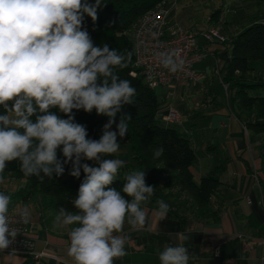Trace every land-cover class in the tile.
<instances>
[{"label": "clouds", "instance_id": "obj_1", "mask_svg": "<svg viewBox=\"0 0 264 264\" xmlns=\"http://www.w3.org/2000/svg\"><path fill=\"white\" fill-rule=\"evenodd\" d=\"M103 6L102 0H0V183L7 162L14 160H19L24 175L40 179L61 176L68 163L73 177L79 178L83 170L72 202L75 210L60 207L53 221L54 228L67 230V255L73 264H114L127 255L125 221L143 227V205L156 190L146 185L145 171L140 170L125 174L121 190L111 187L125 161L102 159L120 150L117 137L129 131L131 116L121 115L118 123L115 118L136 95L131 82L115 72L128 66L132 53H119L107 44L94 46L83 28L85 16L95 22ZM160 63L172 73L184 67L177 51L162 53ZM81 109H95L108 118L99 140L87 138L86 127L74 122L73 110ZM58 149L63 160L58 159ZM163 152L160 147L153 155ZM10 202L11 196L0 192V250L18 234L9 226ZM156 205L155 215L167 218L170 206L162 199ZM19 215L29 223L31 208L20 209ZM191 259L182 245L158 252L159 264H189Z\"/></svg>", "mask_w": 264, "mask_h": 264}, {"label": "crops", "instance_id": "obj_2", "mask_svg": "<svg viewBox=\"0 0 264 264\" xmlns=\"http://www.w3.org/2000/svg\"><path fill=\"white\" fill-rule=\"evenodd\" d=\"M169 7V24L196 34L199 50L206 52V57L193 67L198 76L194 83L156 88L162 91L160 97L156 96L157 118L161 124L173 126L188 137L195 155L189 171L196 184L216 169L219 188L212 204L214 209L219 208L218 219L181 221L169 211L167 218L161 220L155 215L157 199L150 200L143 205L147 213L143 227L133 228L125 221L124 233L129 237L125 245L127 255L115 259L114 264H159L158 252L169 245L185 246L194 257L189 264H264V212L253 177L254 172L262 176L260 139L244 133L243 122L233 106V94L222 85L230 60V42L245 27H234L221 9L214 10V16L211 14L200 23L189 2L180 6L171 2ZM207 29L216 30L224 42L206 44L201 35ZM170 111L179 114L178 124L164 122ZM115 119L118 123L119 115ZM102 120L104 125L108 118L103 116L101 123ZM112 130H116L115 123ZM100 131L103 134V128ZM117 142L120 150L114 157H107L130 165L129 146L119 136ZM134 170L137 169L130 168ZM18 207L9 208V212L18 213ZM31 211L34 252H48L57 260L34 261L4 254L0 255V264H73L67 255V230L53 227L52 214L46 221H40Z\"/></svg>", "mask_w": 264, "mask_h": 264}, {"label": "trees", "instance_id": "obj_3", "mask_svg": "<svg viewBox=\"0 0 264 264\" xmlns=\"http://www.w3.org/2000/svg\"><path fill=\"white\" fill-rule=\"evenodd\" d=\"M163 0H102L104 6L97 9V20L85 16V28L94 46L107 44L119 53L131 52V62L126 68L115 69L121 79H127L136 89L134 103L122 106L121 115H130L129 131L123 137L130 148V165L118 170L117 180L111 187L121 190L124 176L130 168L145 171L146 185L155 186L150 200L162 199L170 211L181 221L192 218L200 221L217 220L219 208L214 209L212 200L216 197L219 180L216 169L201 178L196 184L189 168L195 161L194 151L188 137L173 126L163 125L157 118L159 102L154 90L149 89L139 75L133 76L134 48L129 37L132 24ZM216 14V13H215ZM215 14H212L214 16ZM211 16V17H212ZM230 60L222 83L233 94V106L237 117L243 122L250 137L260 139L262 176L256 172L259 183L264 184V72L255 69L257 63H264V23L254 21L243 28L230 42ZM11 103V102H9ZM53 111H56L53 109ZM74 122L84 125L89 139L99 140L101 119L95 109L91 113L73 110ZM0 114H4L0 107ZM61 118L67 116L60 113ZM164 149L160 157H154L157 148ZM58 159L63 160L57 150ZM93 161L82 160L90 166ZM64 173L52 179L26 176L20 170L19 160L7 162L4 177L22 182L21 199H40L46 203L55 218L57 210L64 207L74 211L73 200L78 194L85 174L81 169L79 178L69 174L71 163L64 165ZM123 195V193H122ZM130 199V198H129Z\"/></svg>", "mask_w": 264, "mask_h": 264}, {"label": "built area", "instance_id": "obj_4", "mask_svg": "<svg viewBox=\"0 0 264 264\" xmlns=\"http://www.w3.org/2000/svg\"><path fill=\"white\" fill-rule=\"evenodd\" d=\"M170 0L157 3L147 13L139 17L131 26L130 39L133 44L136 71L133 76L139 75L149 89L178 85L186 87L194 83L198 76L193 67L200 63L206 52L200 51L197 45L196 34L180 26L169 24ZM175 2V1H174ZM173 2V3H174ZM206 44L214 42L223 43V37L214 29H207L201 35ZM177 51L179 58L184 61V67L175 73L170 72L160 63L161 54ZM218 71V64L216 63ZM224 89L227 87L222 83ZM165 123L178 124L180 116L177 112L170 111L164 118ZM246 134L247 130L243 126ZM258 187V196L261 208L264 212V184H260L256 172L253 174ZM10 228L18 234L8 248L0 250V255H15L27 260L38 261L42 258L56 259L48 252H34V240L30 233V222L23 223L18 213H8Z\"/></svg>", "mask_w": 264, "mask_h": 264}, {"label": "rangeland", "instance_id": "obj_5", "mask_svg": "<svg viewBox=\"0 0 264 264\" xmlns=\"http://www.w3.org/2000/svg\"><path fill=\"white\" fill-rule=\"evenodd\" d=\"M176 2L179 6L183 3L189 2L191 8L194 10L196 21L202 23L203 20L207 19L216 9H221L223 13H226L229 22L233 26L246 27L254 21H260L264 23V0H170L168 3ZM130 37V30H129ZM255 69L261 71L264 70V63H257ZM143 81L142 77L140 78ZM154 94L157 97L162 95L160 89H155ZM104 120V118H103ZM103 120L100 126V130L103 128ZM102 159H111L110 157L104 156ZM92 167H98L99 165L92 162ZM24 185L13 181L7 177H4V182L0 183V192L11 196V202L9 208L19 206L17 209L24 207H31L34 213L39 216L40 221H46L50 215L51 210L46 207V203L43 202L41 205L40 199H28L23 201L21 199L20 189ZM21 207V208H20ZM12 210V209H11ZM19 214V212H18ZM33 229H38V226H32Z\"/></svg>", "mask_w": 264, "mask_h": 264}]
</instances>
